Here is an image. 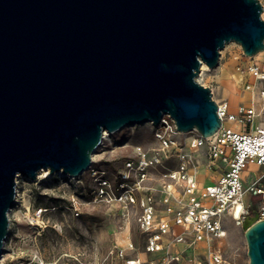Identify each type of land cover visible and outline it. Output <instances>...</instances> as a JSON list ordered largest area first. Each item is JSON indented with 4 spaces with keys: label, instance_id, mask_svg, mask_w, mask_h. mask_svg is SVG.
Here are the masks:
<instances>
[{
    "label": "water",
    "instance_id": "water-1",
    "mask_svg": "<svg viewBox=\"0 0 264 264\" xmlns=\"http://www.w3.org/2000/svg\"><path fill=\"white\" fill-rule=\"evenodd\" d=\"M259 0H0V255L16 176L77 175L102 133L158 124L213 134L217 103L197 76L229 42L264 50ZM242 227L264 264V218ZM245 220V219H244Z\"/></svg>",
    "mask_w": 264,
    "mask_h": 264
},
{
    "label": "rangeland",
    "instance_id": "rangeland-1",
    "mask_svg": "<svg viewBox=\"0 0 264 264\" xmlns=\"http://www.w3.org/2000/svg\"><path fill=\"white\" fill-rule=\"evenodd\" d=\"M259 1L264 19V0ZM245 59L240 45L228 43L220 50L218 65L204 70L198 80L210 88L215 102L226 100L231 111L251 100L250 93L243 89L241 68ZM224 123L230 125V121ZM138 145L158 146L149 122L123 126L102 137L92 153L90 166L77 175L70 177L61 175V171L50 173L44 169L40 177L32 179L19 173L16 176L19 202L8 212L9 231L0 264H155L167 252L178 255L177 264H204L209 250L220 251L227 263L249 264L244 229L230 215L221 216L225 230L222 236L192 242L190 238L175 241L167 233L163 236L167 248L157 253L146 250L149 232L140 226L143 211L140 201L143 198L152 202L157 215L164 216L161 176L164 169L150 168L136 189L132 182L136 178L125 164L136 160ZM167 163L173 165L172 161ZM199 169L202 182L209 183L215 178L212 170ZM126 171L130 174L127 183L133 188L135 202H122L101 193L104 180L115 191L114 182ZM261 173V165L249 163L244 169V184ZM253 204V208L261 206L259 197L254 198ZM174 228L180 231V227ZM129 259L137 262L128 263Z\"/></svg>",
    "mask_w": 264,
    "mask_h": 264
},
{
    "label": "built area",
    "instance_id": "built-area-1",
    "mask_svg": "<svg viewBox=\"0 0 264 264\" xmlns=\"http://www.w3.org/2000/svg\"><path fill=\"white\" fill-rule=\"evenodd\" d=\"M246 57L241 73L243 89L251 95L248 104H238L231 111L226 100L216 102L220 126L207 136L196 128L179 131L174 119L164 114L158 124L149 122L158 146L142 148L138 145L136 160L126 162V167L136 178L132 181L136 189L150 168L164 169L161 173L164 216L157 215L152 202H145L143 198L140 201L143 208L140 226L149 232L147 251L157 253L165 246L167 248L168 244H163V236L167 233L175 241L190 238L192 242L222 236L225 232L221 224L223 215L233 216L241 225L246 217L264 218V50L260 57ZM227 121L230 125L224 123ZM168 161L173 165H168ZM249 163L261 165L262 173L253 176L245 185L243 174ZM199 168L212 170L215 178H209V183L202 182ZM128 173L118 176L114 182L115 191L104 180L101 185L105 188L101 187V193L122 202H135L133 188L127 183ZM255 197H259L260 207L253 208ZM174 226L180 227V231L176 232ZM178 260L177 254L167 252L156 259L155 264H177ZM204 264L238 263H227L220 251L209 250Z\"/></svg>",
    "mask_w": 264,
    "mask_h": 264
},
{
    "label": "bare ground",
    "instance_id": "bare-ground-1",
    "mask_svg": "<svg viewBox=\"0 0 264 264\" xmlns=\"http://www.w3.org/2000/svg\"><path fill=\"white\" fill-rule=\"evenodd\" d=\"M229 43H231V42H229ZM227 44H228V43H227ZM237 45H239V44H237ZM240 47H241V46H240ZM260 53H261V51L257 52V53L255 54V56L258 55V54H260ZM207 68H208V66L205 64V62H202V63H201V72H200L199 75L197 76V80L200 79V77L202 76L204 70H206ZM109 134H110V133H108L106 130H104L103 133H102V137H103V138H106V136L109 135ZM92 158H93V155H92ZM43 171H44V169H40V170L38 171V173H37V176L40 177ZM60 174L63 175L62 173H60ZM37 176H36V177H37ZM69 176L71 177V175H69ZM17 178H18V175H17ZM18 197H19V193L16 192V195H15V205L19 202ZM238 209H239V206H237L236 211H237ZM41 211H42V209H39V210H38V213H40ZM236 211H235V216H237V215H236ZM232 217H233V216H232ZM233 218H234V217H233ZM252 220H253L252 217H246V218H245V220H244V226H245V228L249 225V223H250ZM224 234H225V232H224ZM3 256H4V255H3ZM0 257H1V255H0ZM135 262H137V261H136V260H131V261H130V263H135Z\"/></svg>",
    "mask_w": 264,
    "mask_h": 264
}]
</instances>
